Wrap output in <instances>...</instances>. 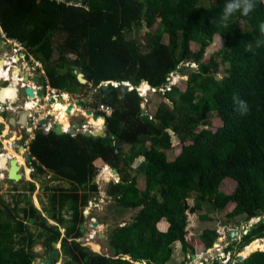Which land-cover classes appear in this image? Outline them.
Masks as SVG:
<instances>
[{
    "label": "trees",
    "instance_id": "1",
    "mask_svg": "<svg viewBox=\"0 0 264 264\" xmlns=\"http://www.w3.org/2000/svg\"><path fill=\"white\" fill-rule=\"evenodd\" d=\"M225 3L80 0L79 5H65L49 0H0L3 31L41 63L51 87L71 94L94 90L89 105L112 107L105 117L104 136L36 130L29 142L38 171L42 173L43 167L67 185L56 188L60 192L51 196V204L56 206L58 196L59 210L68 213L64 220L68 236L81 235L83 209L98 193L94 184L97 158L119 176L106 195L121 211L137 210L130 222L123 226L119 222L109 233L110 244L121 256L92 253L73 241L65 264H166L176 242L187 255V214H195L203 204L222 210L232 203L229 216L243 215L245 221L258 218L238 241L228 244L224 254L231 255L234 247L240 252L264 239V43H258L264 41L259 31L264 0H256L255 11L246 17L237 13L227 26L220 23ZM141 26L148 30L140 41L128 36ZM163 34L167 42L162 41ZM216 34L228 51L220 61L213 55L204 61ZM54 35L58 38L53 39ZM191 42L197 43V49L191 48ZM78 72L86 83L77 80ZM178 73L188 76L184 87L171 84L169 90L156 91L161 100L145 114L140 107L143 98L135 88L129 91L122 84L136 87L145 81L158 88ZM105 82L108 85L103 88ZM234 95L248 103L247 115L236 110ZM212 116L221 120L214 130L208 124ZM171 133L181 146L168 159ZM138 157L143 159L132 167ZM139 175L145 180L142 189L137 185ZM225 178L235 183L230 192L221 190ZM191 185L192 205L184 195ZM162 219L169 224L166 232L156 228ZM199 219L206 216L199 214ZM14 226L11 217L0 218V264H31L33 255L10 244L18 238ZM19 227L18 233L24 234V226L19 223ZM49 230L54 232L51 226ZM204 234L211 241L217 238L214 230L205 229ZM57 238L56 232L51 240ZM63 242L68 244L66 239ZM235 259L230 257L225 264ZM234 264H264V249Z\"/></svg>",
    "mask_w": 264,
    "mask_h": 264
},
{
    "label": "rangeland",
    "instance_id": "2",
    "mask_svg": "<svg viewBox=\"0 0 264 264\" xmlns=\"http://www.w3.org/2000/svg\"><path fill=\"white\" fill-rule=\"evenodd\" d=\"M210 0H200V4L207 6L209 4ZM148 30L146 26H141L137 31L133 30L130 34H128L129 37L138 39L140 41L141 35L145 33ZM53 39H57L58 37L54 35L52 37ZM163 42H167V36L163 34L162 37ZM16 43L15 45V51L19 52V55H21L22 52L25 51V48L23 45L18 43L14 40ZM191 48L193 50L197 49V43L191 42ZM228 49L224 46L223 38L216 34L213 38L212 43L206 48L205 54H204V61H207L209 59L210 55L215 56L217 60H221L222 57L227 53ZM69 56L73 57L72 54H69ZM22 58V56H21ZM25 59H28V56H25ZM28 63V61H27ZM30 63V62H29ZM15 68H22L23 63L21 61L17 62ZM42 66V65H41ZM25 72H28L27 67L24 68ZM223 73H219L217 77L219 78ZM188 78L187 75L182 74H171L169 77V83H173L175 85H178L179 87L183 88L185 84V80ZM15 83V82H13ZM143 85V83H142ZM145 86V85H144ZM142 92L144 93L145 89H142ZM94 90H87V89H81L79 91V94L77 93H67L69 95V100L73 102L74 100L79 99H86L87 100H93L94 99ZM148 87H146V100L147 102V112L153 111L158 102L161 100V97L156 95L155 93H149ZM80 97V98H79ZM49 105V104H47ZM52 109V106H48ZM144 105V108H146ZM52 111V110H51ZM81 111V109H79ZM83 111V110H82ZM59 112V111H58ZM54 118L59 121L58 113L54 112ZM52 113V114H53ZM62 112H59L61 114ZM6 116H8L11 113H4ZM80 116L84 115V111L79 113ZM80 117H69V121L73 122L74 120H79ZM54 120V119H53ZM209 127H211L213 130L221 124V120L217 116H212L208 120ZM94 122V120H93ZM95 126V123H93ZM102 128H105V124L102 126L101 123L99 124ZM98 126V127H100ZM96 127V129L98 128ZM95 128V127H94ZM101 136V135H100ZM171 140H172V147L171 149L167 150V157L168 159H172L174 156H176L180 151V142L178 141L177 137L173 133H171ZM142 160V157H138L135 159V161L132 164V167H135L138 165L139 161ZM96 166V175L94 177V184L97 188V194H94L91 198L88 205L83 209V214H87V212L90 214L89 217H95V222H100L99 226L94 228L92 226L88 227L87 233H83L82 237L79 239L80 242H85V239H89L87 244L89 245L88 248L92 250L93 253L101 254L105 256H111L109 249L107 248V251L100 249V241L101 239H97L96 234L98 232L101 233H107L106 227L110 225H115L120 221H130L136 214L137 210H125L121 211V207L119 205H115L113 201L106 195V190L109 188L110 183L118 181V176L113 174L111 172V166L105 165L101 161H95ZM106 168V170H104ZM131 174L135 172V169L129 171ZM46 178V181L49 184L56 185L65 188L67 185L64 184L61 181H57L54 179L53 175L51 173H44L43 175ZM137 185L139 188H143L145 185V180L142 175H139L137 178ZM235 183L232 179L225 178L221 184V190L224 192H230L232 188L234 187ZM194 186H190V188L185 192V198L187 199L188 203L190 205L194 202ZM3 191H6V188L4 187ZM233 204H228L224 209L222 210H213L210 208V206L203 204V207L195 212V214H187V221L188 225L186 227V234L185 239L189 246H191L193 249L189 251L190 255H184V253L179 249V244L173 245L172 249V255L169 260V264H183L186 262V259L193 260L191 264H198L199 262V253H203L202 257L205 259L206 264H210L213 260H218L220 264L226 263L225 261L230 257H237L238 255L242 254L246 248H243L240 252H236V247H234L233 251L231 252V255L224 254V249L228 246V244L238 241L242 232H245L246 229L255 221H257L258 218L251 219L250 221H245L243 215H237V216H229L228 213L232 209ZM123 210V209H122ZM88 214V215H89ZM199 214L205 215V220L199 219ZM69 216V215H67ZM264 216V215H263ZM87 218L86 220H88ZM88 221H91L89 219ZM90 223V222H87ZM103 223V224H102ZM52 225H55V223L52 221ZM86 225V224H84ZM107 225V226H106ZM159 228H162V224L158 225ZM214 230L217 234V238L215 241H211L205 234L204 230ZM96 233V234H95ZM233 233V236L230 235ZM87 234V235H86ZM93 239H90L92 238ZM263 240V239H260ZM251 245V244H250ZM249 245V246H250ZM96 248V249H95ZM95 249V250H94ZM99 249V250H98ZM98 250V251H97ZM255 251H261V250H255ZM254 251V252H255ZM253 253V252H252ZM192 255L195 256L194 259H192ZM232 264L235 263V260H232Z\"/></svg>",
    "mask_w": 264,
    "mask_h": 264
},
{
    "label": "flooded vegetation",
    "instance_id": "3",
    "mask_svg": "<svg viewBox=\"0 0 264 264\" xmlns=\"http://www.w3.org/2000/svg\"><path fill=\"white\" fill-rule=\"evenodd\" d=\"M9 52L11 56L12 52ZM18 70L20 72L19 76L22 78L24 75L22 71L23 66ZM13 82L14 79L10 82L0 81L2 84L8 85L11 83L12 86L15 85L17 87V95L14 101L11 102L10 100L4 104L0 103V218L11 217L13 219V223L16 225L14 227L17 229L15 235H18V238L14 237V241L10 242V244L14 246V250L21 248L27 254L33 255L31 264H39L44 259H49L50 264H65L68 260L69 249L68 253L64 254V239L68 242L66 245L69 248L74 241L92 252L86 242L89 239H85L84 243L80 242L79 239L83 233H87L88 227L92 226L94 217H89L90 214L88 212L87 214L82 213L84 220L79 225V232L80 226L83 227V231L80 232L81 235L78 237H73V234L67 235L68 229L64 220L68 218V213L59 210L58 196H56V206L53 207L51 204V196L53 194L59 195L60 191L56 189L58 186L57 184H49L48 180L46 181V178L43 176L47 172L45 168L42 167L43 172H39L38 164L31 162L27 153L26 141L28 140V136L25 131H27V124L31 115L28 104L32 101H29L27 106H25L24 101L27 97L23 91L24 85H21L20 82ZM37 104L38 109L47 108L49 110L48 107H43L42 101ZM52 111L59 114L58 110L54 107H52ZM4 113L11 114L6 116ZM53 116L50 113V117ZM13 165L18 167L16 174L20 177L16 181L9 179V170ZM4 187L6 188L5 192L3 191ZM87 218L91 219V221H88L89 219L86 220ZM52 221L55 225L51 224ZM19 223L24 226L22 228L24 234L18 233L20 230ZM50 226L53 227L54 232H50ZM56 232L58 233V238L56 241H52L51 239L56 236ZM98 233H95L96 237L97 239H101ZM105 234V238L100 241V246L102 247L99 248L107 251L109 247L103 246V243L108 242L110 245L111 236ZM24 235V240H21ZM48 239H50V248L46 244V240ZM90 239H93V236ZM52 243L55 244V247L52 246ZM52 252L56 254L55 258H50V253ZM187 261L191 264L193 260L187 259ZM198 264L200 263L198 262Z\"/></svg>",
    "mask_w": 264,
    "mask_h": 264
},
{
    "label": "built area",
    "instance_id": "4",
    "mask_svg": "<svg viewBox=\"0 0 264 264\" xmlns=\"http://www.w3.org/2000/svg\"><path fill=\"white\" fill-rule=\"evenodd\" d=\"M49 1H54L56 3H64L65 5H79L80 4V0H49ZM4 37L5 41H3V43H6V45H10L11 46V56L9 55V51L5 50L2 52V54L0 55V61L3 60V66H2V70H3V74L5 75L7 72V76H3V74L0 71V81L1 82H10L12 79H14V71L18 68H15L16 63L21 61L23 62V69L25 68V66L27 67L28 73L29 75H39V76H44L45 77V83H44V87H45V94L42 95L40 98L38 97H34L33 99L31 98H26L24 101V105L27 106V102L28 101H32L33 103V107H28V109L31 111V115L29 117V122L27 124V131L26 134L28 136V140L26 141V149H27V153L29 156V160L31 162H34L36 164L37 161L34 158L33 155H31L30 150H29V141L34 137L35 131L36 130H41L43 133H48L49 131H52L53 127L57 124V121L53 120L54 117H50V111L47 110V108H42V109H38V102L42 101L43 102V107H48V106H52V103H49V97L53 96L54 99L56 100V97L61 94V91H59L56 88H53L49 85L48 82V78L45 75L44 70L42 69L41 63L35 59H33V57L31 55H27L25 52V56H28V59L26 60L25 57L24 59L21 58V55H19V52L15 51V42L14 39L7 37L6 33L3 31L2 26L0 24V38ZM0 51H1V45H0ZM8 52V53H7ZM28 61V63H27ZM30 62V63H29ZM191 65V64H190ZM32 66L33 68L29 67ZM9 76H11V78H9ZM19 80L14 82H20L21 85H24V87L26 85H29L30 87L33 88L34 93H36V89L40 88L41 86L37 83V82H28V83H23V80L21 77H18ZM22 80V81H21ZM168 82L162 86V87H152L150 85H147L148 87V92L149 93H155L156 91H161L163 92L164 90H169L171 84L169 83V79H167ZM107 83V82H105ZM113 85H116V82H112ZM123 85L126 86L127 90H132L133 88L136 89L137 93L139 96H141L143 98V102L145 103L146 97V91L144 90V93L141 90L140 86H136L134 87L133 85H131V83L129 82H122ZM11 85V83H9L8 85H5V83H0V88H4L5 86H9ZM10 101V99L8 100V102ZM49 104V105H47ZM87 104V103H86ZM85 104V108L84 109H91L93 112H98L99 115H103L104 117L109 116L112 112V107L109 105H106L104 103H100L97 106H91V105H86ZM49 108V107H48ZM50 109V108H49ZM76 111H73L72 114H75ZM89 118L92 119L91 115H87ZM42 120H45L44 123H41ZM93 120V119H92ZM69 129V128H68ZM68 129L66 128V131H68ZM75 129L80 130L81 132L83 130H89L92 134H94V129H91L87 126V124L84 123V121L82 123H80L79 127H75ZM203 253H200L199 258V263L200 264H206L205 259L202 257ZM228 260V259H227ZM226 260V261H227ZM225 261V262H226ZM211 263V262H210ZM187 264H190L187 262ZM225 264V263H224Z\"/></svg>",
    "mask_w": 264,
    "mask_h": 264
},
{
    "label": "water",
    "instance_id": "5",
    "mask_svg": "<svg viewBox=\"0 0 264 264\" xmlns=\"http://www.w3.org/2000/svg\"><path fill=\"white\" fill-rule=\"evenodd\" d=\"M3 41H5V38L4 37H1L0 38V45H1V51H0V55L2 54V52L3 51H5V50H7V51H10L11 50V46L10 45H6V43H3ZM21 56H22V58L24 59V57H25V53H21ZM1 61H3V60H1ZM0 61V62H1ZM29 67H31V68H33L32 66H29ZM23 72H24V75L22 76V80H23V83H28V82H37L41 87L40 88H38V89H36V93H34V91H33V88L32 87H30L29 85H26L25 87H24V89H23V91H24V93H25V95H26V97L27 98H31V99H33L35 96L36 97H38V98H40L42 95H44L45 94V87H44V83H45V77L44 76H39V75H29V73L28 72H25L24 71V69L22 70ZM86 72H89V69H86ZM18 74H20V72L18 73ZM18 76V75H17ZM20 77V76H19ZM76 77H77V80L80 82V83H86V79L83 77V73L82 72H78L77 74H76ZM107 85H108V82L107 83H104L103 84V88H106L107 87ZM11 91L12 92V90H14V92L13 93H11L12 94V100H11V98H8V99H10L11 101H14V98L16 97V95H17V87L15 86V85H9V86H5L4 88H0V103L1 104H4L5 102H7V98H5L4 97V100L2 99V95L3 94H7V95H9L7 92L6 93H3L4 91ZM77 94H79V91H77L76 92ZM58 98V100H60V101H63L64 99H63V97L59 94L58 96H57ZM53 101H55V99H54V97L53 96H50L49 97V103H53ZM85 102H86V99L84 98V99H81V100H79V99H76L75 101H73V103L72 102H68V105H67V109H66V113H67V115H68V119H69V117H71L72 116V113H73V111H76V115H80L79 113H77L78 111L77 110H75V107L76 108H78V109H81V110H83L84 111V114L85 115H91V117H92V119L93 120H95L96 118H98V117H101L103 120H105V117L103 116V115H99V113L98 112H93L91 109H89V108H87V109H84L85 108ZM73 107H74V110L72 111V112H70L72 109H73ZM140 107H141V113L142 114H145L146 113V110H145V108H144V103L143 102H141L140 103ZM26 114V113H25ZM25 117V116H24ZM84 121V117H83V115H81V118L79 119V121H77V122H75V123H73L72 124V126L71 127H69V134H71V135H74L75 134V127H79L80 126V123H82ZM45 122V120H42L41 121V123H44ZM52 131L54 132V133H56V134H62V133H64V130L62 129V126H61V123L59 122V123H57L54 127H53V129H52ZM94 133H95V135H105V133H104V131H103V129H98V130H95L94 131ZM82 134L83 135H86V136H89V135H91V132L89 131V130H83L82 131ZM13 164H14V162H13ZM17 166H15V165H13V167L9 170V179L10 180H14V181H16V180H18L20 177H19V175L18 174H16V170H17ZM111 172L113 173V174H117L116 173V169H114V168H112L111 169ZM30 222H31V220H30ZM92 226L94 227V228H96L97 226H98V223H96V222H93L92 223ZM108 229H110L111 227H107ZM83 231V227L82 226H80V232H82ZM246 232V231H245ZM98 236L100 237V238H103V234H101V233H98ZM231 237L233 236V233L230 235ZM109 244H108V242H104L103 243V246H108ZM52 246L53 247H55V244L54 243H52ZM68 249H69V246L68 245H65V247H64V249H63V252H64V254H67L68 253ZM110 249H111V252H112V255H116V254H120V250H116V248L113 246V245H110ZM264 249V248H263ZM251 254V253H250ZM250 254H248L247 256H245V257H243L241 254L240 255H238L237 257H236V259H235V262H241L242 260H244L246 257H248ZM56 257V254L55 253H50V258H55ZM192 258H194V256L192 255ZM39 264H50V260L49 259H44V260H42Z\"/></svg>",
    "mask_w": 264,
    "mask_h": 264
},
{
    "label": "clouds",
    "instance_id": "6",
    "mask_svg": "<svg viewBox=\"0 0 264 264\" xmlns=\"http://www.w3.org/2000/svg\"><path fill=\"white\" fill-rule=\"evenodd\" d=\"M256 7H257L256 0H226V3L223 7V10H222V13L220 16V23L223 24L224 26H227V23L237 13H239L241 16L246 17L250 13L254 12ZM259 31H260L261 36H264V23H261L259 25ZM258 43H264V41H260ZM24 52L26 53V51H24ZM142 83H143V85H145V91H146V87L149 84L147 82L143 81L138 85L141 88H142ZM171 84H173V83H171ZM152 87H154V86H152ZM232 101H233V104L235 105L236 110L239 112L240 115L244 116V115H247L249 113L250 109H249L248 103L246 101H244L243 99H241L238 95H234L232 97ZM144 105H145V103H144ZM146 113H147V110H146ZM199 255H200V253H199Z\"/></svg>",
    "mask_w": 264,
    "mask_h": 264
},
{
    "label": "bare ground",
    "instance_id": "7",
    "mask_svg": "<svg viewBox=\"0 0 264 264\" xmlns=\"http://www.w3.org/2000/svg\"><path fill=\"white\" fill-rule=\"evenodd\" d=\"M2 66H3V61H1L0 62V71H1V73H3V70H2ZM19 70L18 69H16L15 71H14V80L15 81H18L19 80ZM18 75V76H17ZM3 76H7V72H6V74L5 75H3ZM9 77H11V76H9ZM23 79V78H22ZM22 81V80H21ZM142 88L143 89H145V86L144 85H142ZM8 93L9 95H7V94H3L2 95V99L4 100V97L5 98H7V101L9 100L8 98H11L12 97V94L11 93H13L14 92V90H12V92L11 91H4L3 93ZM65 92H61V96L63 97V101H60V100H58L57 98L58 97H56V100L55 101H53V107L54 108H56L59 112H62L60 115L58 114V119H59V122L61 123V126H62V129H66L67 127H68V115H67V113H66V109H67V100H68V94L67 93H65ZM66 97H68V98H66ZM11 100H12V98H11ZM29 102V101H28ZM27 102V103H28ZM30 107H33L34 105H33V103L32 102H30L29 104H28ZM76 108V107H75ZM74 110V107H73V109L70 111V112H72ZM75 110H77V111H79V109L78 108H76ZM82 111V110H81ZM89 120V119H88ZM102 121H103V119L101 118V117H98V118H96L95 120H94V122L93 123H95L96 125L97 124H100V123H102ZM263 248H264V239L263 240H257V241H253V243L250 245V246H248L245 250H244V252L241 254L243 257H245V256H247L248 254H250V253H252V252H254L255 250H263ZM96 249V248H95Z\"/></svg>",
    "mask_w": 264,
    "mask_h": 264
},
{
    "label": "crops",
    "instance_id": "8",
    "mask_svg": "<svg viewBox=\"0 0 264 264\" xmlns=\"http://www.w3.org/2000/svg\"><path fill=\"white\" fill-rule=\"evenodd\" d=\"M7 53H8V52H7ZM59 91H60V90H59ZM61 92H62V91H61ZM64 94H65V93H64ZM68 97H69V96H68ZM68 97H66V98H68ZM79 98H80V97H79ZM76 99H77V98H76ZM74 101H75V100H74ZM91 101H92V100H87V101L85 102V104L87 103L86 105H88ZM11 102H12V101H11ZM68 102H71V101L69 100V98H68V100H67V105H68ZM5 103H6V102H5ZM72 103H73V102H72ZM50 109H51V108H50ZM50 109H49V110H50ZM75 109H76V108H75ZM49 110H48V111H49ZM51 110H52V109H51ZM51 110H50V112L53 113V111H51ZM80 112H83V111H78L77 113H80ZM75 113H76V112H75ZM53 115H54V113H53ZM72 116H73V117H77V116H79V117L81 118L80 115H76V114H72ZM72 116H71V117H72ZM83 117H84V123L87 124V126H88L89 128L94 129V131H95V130H98V129H103V131H104L105 128H102L99 124H97V125L95 124V126H93V125H94V124H93V120H92L91 118H89L87 115L84 114ZM88 119H89V120H88ZM54 120L57 121V123H59V121H58L57 119L54 118ZM67 121H68V127H67V129H68L69 127L72 126L73 123H75V122H77V121H79V120H74L73 122H70L69 119H68ZM104 122H105V120L102 121V123H101L102 126L104 125ZM98 126H100V127H98ZM94 127H95V128H94ZM96 127H98V128L96 129ZM63 130H64V133H66V132L69 133V130H68V131H66V129H63ZM75 131H76L75 134H76L77 132L82 133V132H81L80 130H78V129H77V130L75 129ZM104 133H105V132H104ZM75 134H74V135H75ZM70 135H71V134H70ZM91 135H94V136H100V135H95V133H94V134L91 133ZM101 136H104V135H101ZM28 139H29V138H28ZM29 142H30V141H29ZM142 159H143V157H142ZM95 161H101L103 164H105V165H109L108 163H105V162H104L102 159H100V158L95 159V160H94V164H95ZM139 162H140V161H139ZM111 169H112V167H111ZM104 170H106V168H104ZM116 173H117V172H116ZM115 175L118 176V173L115 174ZM118 179H119V176H118ZM90 200H91V199H90ZM89 202H90V201H89ZM89 202H88V203H89ZM130 210H131V209H130ZM131 220H132V219H131ZM131 220H130V221H131ZM93 221L95 222V217H94V220H93ZM130 221H128V222H130ZM128 222H126V221H120L119 224H120V226H123L124 223H128ZM96 223H97V222H96ZM99 223H100V222H98V226H99ZM102 224H103V223H102ZM159 224H162V225H163L162 228H159V226H158ZM117 225H118V224H117ZM168 225H169V224H168L165 220L162 219V220H160V221L156 224V228H157L158 231H160V232H166L167 229H168ZM98 226H97V227H98ZM106 226H107V225H106ZM107 227H111V228L108 229ZM107 227H106V231L108 230L109 232H108V234L106 233L105 235H110V234H109L110 231L113 230L116 226H115V225H110V226H107ZM99 233H101V232H99ZM101 234H103V233H101ZM110 236H111V235H110ZM103 238H105L104 234H103ZM103 238H101V239H103ZM110 238H111V237H110ZM176 244H179V242L174 243V245H176ZM110 245H111V244H110ZM110 245H108V247H109V251H110L111 256H116V255H118V254H116V255H112V252H111V249H110ZM179 249H181L180 244H179ZM192 249H193V248L190 246L189 251L192 250ZM104 250H105V249H104ZM105 251H106V250H105ZM181 251H182V250H181ZM189 251L187 252V256L190 255V254H189ZM172 252H173V249H172ZM119 255L121 256V254H119ZM184 255H185V254H184ZM115 258H117V257H115ZM123 259H127V260H129V257H128V256H125V257H123ZM187 262H188V261H187V259H186V262H184L183 264H187ZM136 264H139V263H136ZM142 264H145V263H142ZM166 264H169V263H166ZM180 264H181V263H180Z\"/></svg>",
    "mask_w": 264,
    "mask_h": 264
}]
</instances>
